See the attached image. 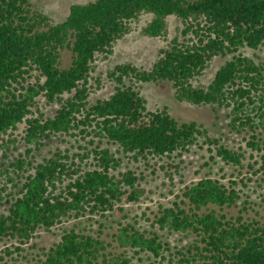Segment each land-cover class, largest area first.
<instances>
[{"label":"trees","instance_id":"16d2710c","mask_svg":"<svg viewBox=\"0 0 264 264\" xmlns=\"http://www.w3.org/2000/svg\"><path fill=\"white\" fill-rule=\"evenodd\" d=\"M32 1L0 0V154L15 144L12 135L20 126L23 140L34 147L68 135L89 139L91 148L78 146L72 158L58 151L41 163L28 164L29 173L24 160L14 159V173L28 174L16 197L6 200L7 213L0 214V241L24 245L38 230L48 231L69 217L102 218L124 196L137 201L144 193L140 177L132 170L118 172L120 153L136 162L171 160L202 140L215 152L212 160L241 165L242 153L209 137L196 122L179 123L166 108L148 111L138 90L142 84H170L178 103L228 109L229 127L248 134L247 147L263 153L258 170L264 175V63L256 64L241 51L264 47V0H93L71 5L66 19L56 24L34 9ZM142 15L152 17L142 29L144 36L165 37L167 18L174 16L183 26L180 37L161 50L148 69L121 64L109 71L114 93L89 105L88 80L96 57L111 56ZM65 51L71 55L68 67H63ZM230 55L209 85L194 84L214 58ZM38 97L46 105H60L53 117L40 112ZM103 142L117 151L102 147ZM90 155L93 164L84 169L87 164L82 163ZM238 195L234 182L225 186L203 178L184 188L179 203L159 209L154 222L158 228L197 237L185 252L177 253L176 264H264V222L228 219L221 213L236 205ZM115 239L121 249L154 258L167 251L156 234L128 224ZM112 256L99 237L72 229L36 264L129 263Z\"/></svg>","mask_w":264,"mask_h":264},{"label":"rangeland","instance_id":"374dc122","mask_svg":"<svg viewBox=\"0 0 264 264\" xmlns=\"http://www.w3.org/2000/svg\"><path fill=\"white\" fill-rule=\"evenodd\" d=\"M93 0H33L32 6L38 12L48 17L52 23H60L66 19L71 5L86 4ZM150 15H142L137 21L130 24V33L119 40L113 50V54L107 59L97 56L93 65V71L88 80V86L92 92L88 97L89 105L97 101L108 99L115 90L116 84L107 78L109 71L121 64H131L138 69H148L156 60L159 52L165 49L173 39L179 38L183 30L181 22L174 16L167 18V34L162 38H149L142 34V29L150 22ZM244 56L252 59L256 64L264 63V47L252 51L241 50ZM232 56L225 58L216 57L198 78L194 84L207 86L213 80L216 72L229 61ZM63 67H68L71 55L65 51L62 54ZM31 84L35 79H31ZM127 83V81H126ZM141 96L146 101L148 111H157L164 108L172 118L179 123L194 121L207 131L211 138L220 140V144L229 150L240 152L243 159L239 167L224 164L220 159L214 158L215 152H209V147L198 144L189 148L180 158L163 161L155 160L148 163L133 161L124 157L121 153L116 155L122 159L118 172L132 170L140 177L139 186L143 194L135 202H129L124 196L114 210L106 213L104 217L99 215H86L84 218L69 217L50 230L40 229L34 238L27 244L21 245L16 241H0V264H36L42 259V253L47 252L54 244L58 243L64 232L75 230L83 234L99 237L105 242L106 253L116 257H125L128 264H176L179 259L177 253L185 252L197 237L193 234H181L161 230L155 225V217L160 208H169L174 203H179L182 192L186 186L196 183L203 178L218 180L225 186L230 182L236 184L239 191V199L232 208H223L222 214L228 219L242 217L244 220H258L264 222V175L259 172L260 154L252 152L247 147L249 135L233 131L229 127V110L213 105L191 106L186 103H178L174 99V93L170 84L138 85ZM38 108L46 117H53L60 105L53 103L46 105L45 100L37 98ZM23 127L13 133L14 145H9V151L0 154V214H6V200L16 197L22 185V177L29 173L28 164H38L49 159L58 151L68 154L69 157L79 152L78 146L88 145L89 139L81 141L80 137L58 135L46 141L41 147L28 145L23 140ZM264 140V136L262 137ZM96 144V142H94ZM102 147L117 151L116 146H107L103 142ZM83 153V152H82ZM86 153V152H84ZM5 156L8 158L6 159ZM91 156V155H90ZM14 159L24 160L23 173L12 168ZM77 160V159H76ZM75 162L78 163V160ZM84 169H89L93 164L92 156L83 163ZM81 165V166H83ZM170 166H177L173 169ZM30 172H32L30 170ZM217 210V208H215ZM131 225L140 232L156 234L165 244L167 251L162 258H154L147 252H136L131 249H121L115 236L121 226Z\"/></svg>","mask_w":264,"mask_h":264}]
</instances>
